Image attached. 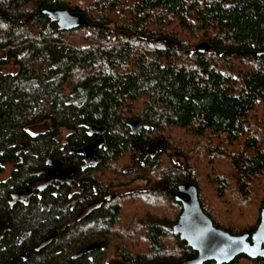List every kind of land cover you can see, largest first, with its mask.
Listing matches in <instances>:
<instances>
[{"label": "trees", "instance_id": "1", "mask_svg": "<svg viewBox=\"0 0 264 264\" xmlns=\"http://www.w3.org/2000/svg\"><path fill=\"white\" fill-rule=\"evenodd\" d=\"M263 50L264 0H0V62L18 66L0 73V264L195 255L173 229L186 181L217 226L253 231ZM100 136L89 162L75 152ZM57 164L76 167L70 183ZM136 180L145 187L116 191Z\"/></svg>", "mask_w": 264, "mask_h": 264}, {"label": "water", "instance_id": "2", "mask_svg": "<svg viewBox=\"0 0 264 264\" xmlns=\"http://www.w3.org/2000/svg\"><path fill=\"white\" fill-rule=\"evenodd\" d=\"M63 16L71 24L80 21L78 13L65 12ZM203 45L200 42L196 49L203 51ZM258 54H264V50L258 52ZM102 142L103 139L100 136L91 144L75 150V152L84 150L85 153H91ZM57 165L58 169L55 167L57 172L67 176L63 180L70 183L76 167L71 165L63 169L60 164ZM175 196L181 203V211L173 224V229L196 251V254L184 256L177 261L159 264H202L207 260H215L221 264L232 261L240 254H245L251 258L264 257V202L257 227L251 232L235 234L213 222L210 215L202 208L197 187L193 182L180 183ZM86 249L88 248L84 250Z\"/></svg>", "mask_w": 264, "mask_h": 264}, {"label": "rangeland", "instance_id": "3", "mask_svg": "<svg viewBox=\"0 0 264 264\" xmlns=\"http://www.w3.org/2000/svg\"><path fill=\"white\" fill-rule=\"evenodd\" d=\"M5 56V53L3 51H0V60ZM18 70V66L12 62L10 63H2L0 62V73H7V72H16ZM46 128L45 123H39L37 125H34L29 128V130L32 133H37L40 131H43ZM135 153L137 154L139 151V148L137 145H135ZM7 166L5 167L3 172H0V180L2 178H5L7 176ZM145 187V183L142 180H136L128 185L118 187L116 188V191L118 192H127V191H132L134 189H141ZM207 207V206H206ZM6 222L4 219H0V235L2 234L4 228H5ZM111 262L117 261L116 259L110 260Z\"/></svg>", "mask_w": 264, "mask_h": 264}, {"label": "flooded vegetation", "instance_id": "4", "mask_svg": "<svg viewBox=\"0 0 264 264\" xmlns=\"http://www.w3.org/2000/svg\"><path fill=\"white\" fill-rule=\"evenodd\" d=\"M93 152H94V151H93ZM93 152H91V153H86V157H85L86 162H89V161L91 160V157H92V155H93Z\"/></svg>", "mask_w": 264, "mask_h": 264}]
</instances>
